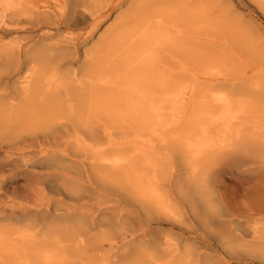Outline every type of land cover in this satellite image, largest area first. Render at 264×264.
<instances>
[{"label": "bare ground", "instance_id": "bare-ground-1", "mask_svg": "<svg viewBox=\"0 0 264 264\" xmlns=\"http://www.w3.org/2000/svg\"><path fill=\"white\" fill-rule=\"evenodd\" d=\"M227 1L0 0V157L61 196L12 206L0 264H264V163L236 209L212 171L264 158V39Z\"/></svg>", "mask_w": 264, "mask_h": 264}, {"label": "rangeland", "instance_id": "rangeland-1", "mask_svg": "<svg viewBox=\"0 0 264 264\" xmlns=\"http://www.w3.org/2000/svg\"><path fill=\"white\" fill-rule=\"evenodd\" d=\"M226 3L224 7H213V13L221 15L217 24L221 26L226 25V20L232 19L242 24V27L247 26L251 33L255 31L254 29L261 28V30L258 29V39L263 41L264 38H262L260 34L264 32V15L261 14V11H256L253 8V2L249 0H228ZM220 8L224 10L223 13ZM257 151V146H251L249 150H242L234 153L233 156L226 154V151L221 152L225 154L222 155V157L219 156L222 160L221 163L215 164L212 167V171L215 173L214 177L229 188L230 191H222V197L234 209L237 208V205L234 204L236 201L234 193L237 192L239 195H250V191L254 186L255 176L259 174L258 167L260 168L262 163H264V158L260 156ZM241 158H244V160L248 162V165L238 168L235 161ZM245 168L257 169L253 171V173L250 171L248 177L242 182L239 176ZM22 169L23 168L20 167L17 168L18 172L14 174L9 170V166L5 164V158H3V156L0 157V235H11V237L16 235V223L8 216L12 209H14V207H12L13 205L26 204L31 206H45L47 203L61 198V196L46 189L44 177H38L32 174L23 175L21 173ZM17 182L20 183V187L15 189ZM260 200L262 201V197H260ZM262 209H264V207H252V212H257Z\"/></svg>", "mask_w": 264, "mask_h": 264}]
</instances>
